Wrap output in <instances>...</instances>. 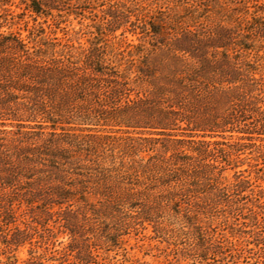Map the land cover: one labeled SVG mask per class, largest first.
I'll use <instances>...</instances> for the list:
<instances>
[{
	"label": "trees",
	"instance_id": "trees-1",
	"mask_svg": "<svg viewBox=\"0 0 264 264\" xmlns=\"http://www.w3.org/2000/svg\"><path fill=\"white\" fill-rule=\"evenodd\" d=\"M92 1L21 0L33 19L83 17ZM176 1L188 19L209 6ZM256 6L250 19L225 24L162 10L136 22L113 4L77 56L56 55L60 42L33 37L28 45L0 32V242L8 251L0 264H18L9 251L34 234L46 244L49 220L69 234L64 251L86 263L93 248L116 244L131 218L161 203L185 210L189 222L241 197L248 179L235 171L228 183L223 173L235 166L232 155L259 147L254 136L264 140V79L255 75L264 4ZM129 21L141 42L123 66L107 35ZM234 132L249 141L218 139ZM190 224L205 241L201 225Z\"/></svg>",
	"mask_w": 264,
	"mask_h": 264
},
{
	"label": "rangeland",
	"instance_id": "rangeland-1",
	"mask_svg": "<svg viewBox=\"0 0 264 264\" xmlns=\"http://www.w3.org/2000/svg\"><path fill=\"white\" fill-rule=\"evenodd\" d=\"M113 4L129 9L131 21H136L137 17L148 20L157 10L182 21L189 17L184 9L185 3L176 0H93L83 17L70 13L60 19L42 15L33 19L34 14L24 8L25 4L21 0H0V32H12L27 41L28 45H34L33 37L60 42L55 46L56 55L57 51L63 49L64 53L77 56L90 44L97 31L103 29L100 27L103 10ZM262 4L264 0H243L241 3L234 0H209L207 11L198 7L192 12L195 18L186 21L214 23L222 19L227 24L225 21L231 16L250 19L256 5ZM130 27L133 26L129 21L107 35L115 46L114 51L122 50L123 66L130 57L136 59L133 46L141 42L138 39L141 36L139 28L132 32ZM50 52L49 49L48 55ZM257 56L258 69L255 75H262L264 79V47ZM238 135L234 132L230 137L226 135L218 139L226 143L249 141L239 139ZM261 136L264 137V134ZM251 142L259 146L255 149L258 151L248 148L232 155L235 166L227 167L223 173L225 181L233 183L235 171L240 172L248 179V187L240 192L239 199L233 197L234 201L225 207L217 206L215 213L202 209L188 222L185 210L177 213L169 205L161 203V206L152 208L146 218H131L128 225L118 231L116 244L107 242L93 248V258L86 263L75 259L72 252L68 254V251H64L70 240L69 234L49 220L46 225L53 229V237L46 244L38 242L39 237L34 234L31 240L24 241L9 253L14 254L18 264L31 260L33 256H38L37 264H264V140L254 136ZM192 221L201 225L207 238L205 241L190 224ZM36 230L46 234L41 225ZM7 254L4 244L0 242V259H5Z\"/></svg>",
	"mask_w": 264,
	"mask_h": 264
}]
</instances>
